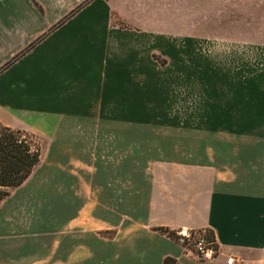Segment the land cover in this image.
Listing matches in <instances>:
<instances>
[{"label":"crops","instance_id":"crops-1","mask_svg":"<svg viewBox=\"0 0 264 264\" xmlns=\"http://www.w3.org/2000/svg\"><path fill=\"white\" fill-rule=\"evenodd\" d=\"M0 124L48 141L0 264H264V0H0Z\"/></svg>","mask_w":264,"mask_h":264},{"label":"trees","instance_id":"trees-1","mask_svg":"<svg viewBox=\"0 0 264 264\" xmlns=\"http://www.w3.org/2000/svg\"><path fill=\"white\" fill-rule=\"evenodd\" d=\"M41 159L42 148L35 135L0 124V203L11 189L29 178ZM160 230L179 239L177 232ZM165 264H172V260L167 259Z\"/></svg>","mask_w":264,"mask_h":264},{"label":"rangeland","instance_id":"rangeland-1","mask_svg":"<svg viewBox=\"0 0 264 264\" xmlns=\"http://www.w3.org/2000/svg\"><path fill=\"white\" fill-rule=\"evenodd\" d=\"M161 61L165 62L164 59L160 58ZM169 72V83H159L154 84V99H155V106L163 107V102L172 109L176 111L177 107V93H178V84H177V77H176V68H169L165 69V71ZM162 79H167V77H164ZM168 80V79H167ZM169 98V99H168ZM165 99H168V102L166 103ZM176 115H155L153 116V122L156 124H166V123H176L177 121ZM30 133V132H28ZM33 134V133H31ZM37 137V139L40 142L41 148H42V155L46 154L47 151V145L48 141L43 139L41 136H38L36 134H33Z\"/></svg>","mask_w":264,"mask_h":264},{"label":"built area","instance_id":"built-area-1","mask_svg":"<svg viewBox=\"0 0 264 264\" xmlns=\"http://www.w3.org/2000/svg\"><path fill=\"white\" fill-rule=\"evenodd\" d=\"M177 234L185 245L193 246V250L199 259L211 260L215 258L218 252V244L215 237L209 236L206 231L194 232L186 229ZM234 260V257H230L228 263L232 264Z\"/></svg>","mask_w":264,"mask_h":264}]
</instances>
